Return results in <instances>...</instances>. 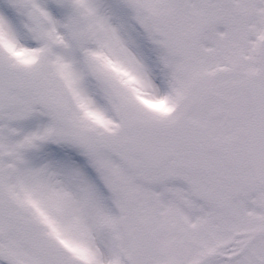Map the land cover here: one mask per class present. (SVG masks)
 <instances>
[{
  "label": "snow or ice",
  "instance_id": "snow-or-ice-1",
  "mask_svg": "<svg viewBox=\"0 0 264 264\" xmlns=\"http://www.w3.org/2000/svg\"><path fill=\"white\" fill-rule=\"evenodd\" d=\"M0 264H264V0H0Z\"/></svg>",
  "mask_w": 264,
  "mask_h": 264
}]
</instances>
